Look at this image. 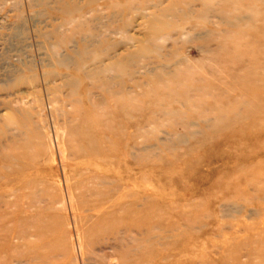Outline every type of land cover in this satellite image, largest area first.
<instances>
[{
    "label": "rangeland",
    "instance_id": "obj_1",
    "mask_svg": "<svg viewBox=\"0 0 264 264\" xmlns=\"http://www.w3.org/2000/svg\"><path fill=\"white\" fill-rule=\"evenodd\" d=\"M0 264H264V0H0Z\"/></svg>",
    "mask_w": 264,
    "mask_h": 264
}]
</instances>
